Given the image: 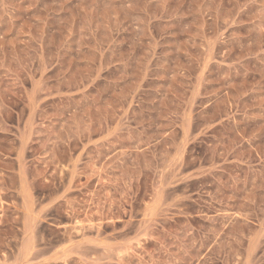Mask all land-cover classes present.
Listing matches in <instances>:
<instances>
[{
  "label": "rangeland",
  "instance_id": "374dc122",
  "mask_svg": "<svg viewBox=\"0 0 264 264\" xmlns=\"http://www.w3.org/2000/svg\"><path fill=\"white\" fill-rule=\"evenodd\" d=\"M0 264H264V0H0Z\"/></svg>",
  "mask_w": 264,
  "mask_h": 264
}]
</instances>
